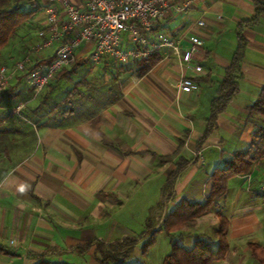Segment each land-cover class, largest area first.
I'll return each mask as SVG.
<instances>
[{
    "label": "crops",
    "instance_id": "1",
    "mask_svg": "<svg viewBox=\"0 0 264 264\" xmlns=\"http://www.w3.org/2000/svg\"><path fill=\"white\" fill-rule=\"evenodd\" d=\"M256 14V0H203L185 15H167L158 31L203 38L205 54L193 61L202 74L164 52L144 76L130 74L119 97L94 113L59 123L54 112L47 124L33 114L16 116L18 105L0 107V245L13 253L0 254V264H36L45 253L52 262L101 264L96 245L82 256L76 248L141 234L161 202L172 210L183 199L204 202L211 175L246 150L262 124L248 111L264 86V12ZM240 34L248 45L239 92L200 144ZM182 76L194 77V93L180 90ZM182 160L189 164L168 190L167 179ZM263 180L264 155L250 174L232 178L218 207L198 219V225L214 220L211 235L219 214L228 221V252L217 263L257 264L249 245L264 248ZM197 236L202 232L194 241Z\"/></svg>",
    "mask_w": 264,
    "mask_h": 264
},
{
    "label": "trees",
    "instance_id": "2",
    "mask_svg": "<svg viewBox=\"0 0 264 264\" xmlns=\"http://www.w3.org/2000/svg\"><path fill=\"white\" fill-rule=\"evenodd\" d=\"M12 0H0V52L8 45L18 33V30L28 22L34 30V27L38 28L35 16H38L40 8L42 7V0H36L35 6L37 9L30 8L23 9L21 7V0H16L15 5L8 6ZM257 14L260 16L264 12V3L260 0H256ZM246 39L239 35V43L237 51L233 57L231 66L227 69L225 78L219 85L218 94L211 102V116L209 118L208 127L204 133L200 144L210 136L216 127V121L218 116L224 112L228 104L239 92V78L241 72V63L245 56L247 48ZM36 47V46H32ZM31 47V48H32ZM28 54L29 45L26 46ZM51 56H47L43 62H47L51 59ZM20 60V59H18ZM11 63L13 65L16 61ZM162 60L160 53H154L140 61L132 63L130 65L122 66L116 63L106 61L104 65V71L109 72L112 76L114 84L119 85L121 82L125 83L126 74L135 73L138 77L144 76L155 65ZM87 58H81L70 67L61 70L52 80L48 86L41 92L45 94L40 103L34 107H26L25 104L21 105L23 116L27 114H33L34 120L47 119L46 123L51 124V118H49L54 112L53 120L57 119L59 123H62L69 117H78L86 113H94L99 107L95 105L99 104L97 97L85 95L81 87H87L90 85V78L92 76L93 68H89L83 78L79 80L72 88L65 91V95L57 101L52 97V93L58 89L59 82L64 81L66 83L72 82L77 76L79 69L87 65ZM10 66V65H9ZM130 68V69H127ZM56 81V85L53 82ZM23 83V91L15 92L13 88L16 85ZM119 88L115 86H109L99 94L100 98H104L108 103H112L119 97ZM30 93L35 95L34 89L30 87L25 81L24 75H19L13 80L7 90L0 97V107L5 105V101L12 100L15 97H19L21 94ZM40 93V94H41ZM39 94V95H40ZM36 96V95H35ZM53 98V99H51ZM18 104H12L11 107H15ZM102 107V105L100 106ZM104 107V106H103ZM12 111V110H11ZM248 111L251 117L259 116L262 124L256 125L254 133V139L246 150L236 152L231 158L227 159L223 166L218 167L211 175L212 188L209 196L204 202L191 201L183 199L168 215L165 216L161 231L171 235L183 227H191L196 224V220L201 216L210 212L214 207H218L219 201L224 198L228 192L229 181L238 176H245L250 174L254 163L264 155V86L261 88L258 98L248 107ZM165 162L167 157H160ZM189 161L182 160L177 164V168L170 174L167 179V189L171 190L173 184L179 177V175L187 168ZM220 216V222L217 228L212 232L211 239H205L197 236L191 248H185L179 245L177 242H173L171 245V252L165 257L164 264H215L225 258L229 243L227 239L229 224L227 219L222 215ZM158 230L153 227L150 220L146 224V230L140 235L147 236V240L141 246L142 254H146L152 249L157 240ZM138 238H126L122 241H116L110 243V250L105 251L104 242L93 241L92 243L80 246L76 248L78 255L82 256L89 251L94 245H96V252L100 255L101 264H138L129 262L131 254H133L136 245L138 244ZM252 253V257L257 264H264V248L258 244L252 243L249 245ZM0 254L11 256L13 255L7 248L0 245ZM48 253L43 254L40 260L36 264H70L67 262H52L47 260ZM142 264V263H139Z\"/></svg>",
    "mask_w": 264,
    "mask_h": 264
},
{
    "label": "built area",
    "instance_id": "3",
    "mask_svg": "<svg viewBox=\"0 0 264 264\" xmlns=\"http://www.w3.org/2000/svg\"><path fill=\"white\" fill-rule=\"evenodd\" d=\"M202 1L81 0L77 4L75 0H42L36 18L42 42L13 65L0 67V97L19 75L39 95L61 70L81 58H87L92 67L106 61L126 66L165 52L184 65H193L196 57L205 54L203 38L192 32L175 37L158 28L168 14L185 15ZM196 24L204 27L205 21ZM54 46L52 58L43 62L47 57H40L42 50ZM193 69L197 74L204 72L198 62ZM195 88L194 77L182 76L183 93L192 94ZM259 192L264 193V180Z\"/></svg>",
    "mask_w": 264,
    "mask_h": 264
},
{
    "label": "rangeland",
    "instance_id": "4",
    "mask_svg": "<svg viewBox=\"0 0 264 264\" xmlns=\"http://www.w3.org/2000/svg\"><path fill=\"white\" fill-rule=\"evenodd\" d=\"M21 1H22L21 7L23 9L29 10L32 7L37 9V5L35 6L34 4L36 3V0H21ZM15 2L16 0H12L8 8L15 5ZM36 18L37 16H35L34 20ZM41 42H42L41 39L38 37V28L36 27V25L34 27V30L30 26V22L23 25L18 30L17 35L12 40H10L8 45L0 52V67L6 66V65L9 66L15 60L23 59L26 56V52H27L26 46L29 45V51H31L32 46H38L41 44ZM54 51H55V46L48 50L47 49L42 50V52L40 53L41 54L40 57L50 56L54 53ZM37 58L38 56H35L36 60ZM130 66H133V65H130ZM89 68H93L92 76L90 78V85L87 87H81V89L85 95H89L93 97L95 96L98 98L99 104L95 105V107H100L101 105L102 106L107 105L108 101H106L104 98H100L99 94L105 91V89L109 86H113V87L115 86L116 88L120 89L123 86V83L121 82L119 85L114 84L111 74L109 72L104 71L103 66L92 67V65L89 62L87 63V65L79 69L77 76L74 78L72 82H69V83H66L64 81L59 82L60 84H58V89L51 94L52 97L56 98L57 101H60V99H62V97L65 95V91L69 88H72L74 84H76L79 80H81ZM127 69H130V68H127ZM127 77L128 78L130 77V73L126 74L125 79H128ZM54 84L56 85V81L53 82V85ZM23 86L25 85L23 83H20L16 85L15 88L13 89H15L14 90L15 92H18L19 89L23 91L24 90ZM45 92L46 91L36 96L33 94L31 95L30 93L26 95L27 92L26 93L22 92V94L19 97L17 96L11 101L10 100L5 101V105L18 104L19 106V104H25L26 107L28 106L34 107L35 105L41 102ZM23 110L24 109L22 108L20 110L16 109L15 115L18 116V114H20ZM255 117L257 120L262 121L259 116H255ZM171 210H172V207L166 208L162 202L151 209L150 214L146 219L145 226L143 229L146 230V224L150 220L153 227H155V229L158 230L159 232L157 234V240H156L155 246L152 249H150L148 253L142 254V250H141V246L148 238L147 236H144V235L142 236L140 235V233H138L136 236L128 237L129 239L138 238L139 240L133 254H131V257L128 260L129 262L138 263V264L139 263L164 264V259L166 255L170 253L171 245L173 242H177L179 245H182L185 247H190L194 241L193 236H194V233L196 232L197 233L202 232L203 237L200 236L201 238H205V239L212 238L211 226L214 225V220L212 218H208L206 222L205 221L203 222L202 220H200L199 225H198V219H199L198 218L194 226H191V227L185 226L182 229L176 231V232L183 231L181 232L182 234L168 235L166 232L161 231L163 220L165 216L168 215ZM109 244L105 245V251L110 250ZM96 257H98V259L100 260L99 253H96ZM225 264H228V263H225ZM244 264H252V263L248 262Z\"/></svg>",
    "mask_w": 264,
    "mask_h": 264
}]
</instances>
